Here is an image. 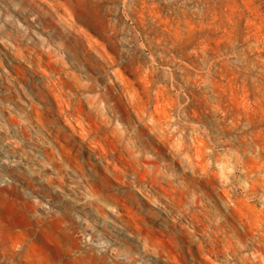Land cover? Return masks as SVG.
Masks as SVG:
<instances>
[{
  "label": "rangeland",
  "instance_id": "1",
  "mask_svg": "<svg viewBox=\"0 0 264 264\" xmlns=\"http://www.w3.org/2000/svg\"><path fill=\"white\" fill-rule=\"evenodd\" d=\"M0 3L4 31L18 33L0 44V126L18 125L30 145L28 187L62 189L58 206L90 223L107 216L97 242L124 264H264V0ZM176 112L194 138L183 159V134H164ZM145 132L214 179L215 199ZM206 142L221 146L211 163ZM21 179L0 171V244L23 243V264H55L71 253L72 222L42 219Z\"/></svg>",
  "mask_w": 264,
  "mask_h": 264
},
{
  "label": "clouds",
  "instance_id": "2",
  "mask_svg": "<svg viewBox=\"0 0 264 264\" xmlns=\"http://www.w3.org/2000/svg\"><path fill=\"white\" fill-rule=\"evenodd\" d=\"M6 11L7 9L4 7V4L0 3V33H3L2 37H0V44L8 47L17 42L18 33L14 30L12 32L4 31L3 21L11 19L10 16L5 17L4 13ZM122 119L123 116H121V120ZM187 120L188 117H185L183 113H174L173 118L169 122L168 128L164 133L165 136L168 137V143L173 142L176 137L183 134L185 151L181 154L182 159L186 155L191 154V141L194 139L188 131ZM142 141L149 150H151V147L158 149L161 158L172 163L177 176H182L189 185H200L204 188L209 197L215 199L213 188L216 185V181L214 179L211 180L210 184L205 183L203 179H197V176L193 174L191 169H188L187 167L181 168L179 164L172 161L167 148L157 142L155 136L145 132L142 136ZM29 148L30 145L24 141L18 125L8 124L0 126V171L10 169L21 174L23 179L18 180L17 183L23 190V193L27 194V198L31 201L32 205L42 207L46 210V215L42 216V219L48 220L50 224H54L58 227L60 221L57 220L56 217L63 213V218L72 222L71 230L68 233L70 237L69 247L71 248V253L70 255L62 254L57 258L55 264H124V261L116 256L115 248L102 247L97 242L103 236L100 229L113 223L107 216L104 217L103 223L95 220L90 223L89 219L85 218L87 216L86 213L81 214V212H77L75 208L69 210L67 205L63 207L58 206V202L54 200V197H59L61 200L65 201L63 199L62 189L55 186L46 188L44 184H38L40 191L35 192L32 188L28 187L25 180L31 179L35 181L36 179L27 163L29 159ZM220 148V145H211L210 142H206L205 147L202 150V155L211 163L212 160L217 158L219 154L218 149ZM262 150H264V146H262ZM25 169L28 170L26 171ZM214 172L215 168L213 166L209 169L208 175L212 176ZM0 187H2V185H0ZM4 195H6V193L0 192V198H3ZM53 205H55V207H52ZM107 207L110 213H116L115 207L110 205ZM53 212H55V216L52 215ZM29 215L31 216L32 213H29ZM34 215L41 216V213L35 212ZM61 231L67 230L61 229ZM128 242L131 243V240ZM257 242L264 244V241ZM122 246L123 245L119 244L116 245V247ZM0 248H4V255L0 256V264H23L22 258L25 254V245L23 243L17 244L14 249L7 248L4 244H0Z\"/></svg>",
  "mask_w": 264,
  "mask_h": 264
}]
</instances>
